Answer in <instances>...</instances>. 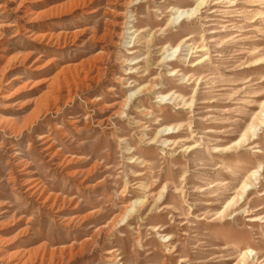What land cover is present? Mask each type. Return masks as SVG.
<instances>
[{
    "label": "rangeland",
    "instance_id": "obj_1",
    "mask_svg": "<svg viewBox=\"0 0 264 264\" xmlns=\"http://www.w3.org/2000/svg\"><path fill=\"white\" fill-rule=\"evenodd\" d=\"M0 264H264V0H0Z\"/></svg>",
    "mask_w": 264,
    "mask_h": 264
},
{
    "label": "bare ground",
    "instance_id": "obj_2",
    "mask_svg": "<svg viewBox=\"0 0 264 264\" xmlns=\"http://www.w3.org/2000/svg\"><path fill=\"white\" fill-rule=\"evenodd\" d=\"M182 15H186V13H180V14H179V18H181ZM179 18H178V19H179ZM176 50H177V48L175 49V52H176ZM244 191H245V187L243 188V192H244ZM129 209H130V208L128 207L127 210H129Z\"/></svg>",
    "mask_w": 264,
    "mask_h": 264
}]
</instances>
